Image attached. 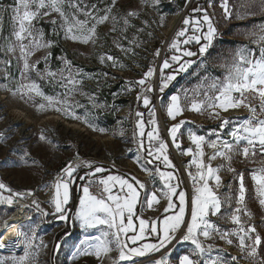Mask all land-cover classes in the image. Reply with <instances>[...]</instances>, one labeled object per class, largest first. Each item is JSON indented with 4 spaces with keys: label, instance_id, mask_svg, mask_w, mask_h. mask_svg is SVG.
I'll return each mask as SVG.
<instances>
[{
    "label": "snow or ice",
    "instance_id": "snow-or-ice-1",
    "mask_svg": "<svg viewBox=\"0 0 264 264\" xmlns=\"http://www.w3.org/2000/svg\"><path fill=\"white\" fill-rule=\"evenodd\" d=\"M103 7L98 4H85L83 0H12L9 5H4L0 0V28H2L5 17H8L12 24V32L9 37H4L0 32V41L6 44L5 51L15 54L19 51L17 59L22 61L21 80L14 88L9 89L12 95H19L25 102H31L37 112L54 110L61 113L65 118L81 121L93 131L105 133L107 130L93 123L86 116L77 113L76 108L81 107L79 101H75L73 96L78 91V86L82 83L78 79L82 74L77 71L72 72L71 61L66 56L60 58L64 64L59 73L53 72L45 67L41 71L38 65L41 60L32 62L30 57L39 49H48V53L42 57L45 65L51 57L50 49L55 45V41L46 40L44 33L35 28V21L41 17L58 16L51 19L54 27L53 35H59L61 32L66 40L83 45L91 44L95 47L101 39L98 32V26L103 25L109 20L112 22L110 31L121 32V37L114 40L115 46L125 55L132 53L131 47H125L121 40H125L130 45L139 47L138 38L133 36L131 39L126 35L129 28L133 27L132 18H139L136 11H128L126 14L117 15L114 9L117 6V0H101ZM145 6H150L159 10L161 0H141ZM211 2H210V5ZM220 7L224 12V18H232V9L229 7V0H221ZM258 10L264 13V0H247L245 11L236 15V19L243 20L246 17L254 16ZM193 13H203L202 16L185 17L182 21L184 27L175 32V35L167 47L174 53L169 59H165L159 68L161 93L169 87L170 82L176 79L181 72H187L194 61L184 60V57H193L198 53L191 51L187 46L195 42L199 46V54L203 56L213 45L217 29L213 24L212 18L208 12L200 7L192 9ZM166 12H160L159 23L163 26ZM83 17V18H81ZM122 22L123 27L117 28ZM155 20L149 22L143 21L144 27L136 31L144 32L150 28ZM206 27V31L204 30ZM191 30V34L189 31ZM151 37L153 33L147 32ZM255 37V43H259V52L255 49L242 47L235 54L231 64H226L227 74L221 80L217 78L211 84H201L194 89L183 88L180 92L183 96L173 94L166 108V115L169 119L175 121L183 112L191 110L194 113H203L209 111L210 116L220 118V112H228L230 109L244 107L250 113V116L235 126L229 135L232 141L221 139L219 133L217 138L211 141L206 140L204 135L196 131H188V140L193 147L183 150L185 156H190L191 161L186 169L193 185V194L190 198V213L186 212L189 207L187 192L181 188L182 181L174 171H162L155 167V175L159 177L162 187H155L149 191L144 182L135 177L126 178L121 174H111L103 165H95L91 162L82 161L73 165L69 163L61 171L62 175L54 181V194L51 195L52 211L42 209L41 205L32 200L31 204L41 212L45 219L51 215L54 217L50 223H64L71 220L73 223L79 221L83 229H94L98 226H104L105 230L100 231L99 235L85 234L82 239L75 243L71 258L77 260L81 257H93L97 264H144L143 259L152 255L166 253L169 246L175 241L190 242L194 247L191 254H185L179 257V264H228L224 256L219 254L220 250H215L217 254L213 255V246L207 247L201 240L211 238L214 234L229 245L233 244L232 237L238 240V247L241 255L231 256L230 259L235 264L238 259H246L249 264H264V256L260 255V250L264 248V236H262L254 225L245 226L241 213L251 218L252 213L247 210L245 205L247 188L243 173H238L232 167L231 161L234 155H241L245 159L255 157L258 153L264 156V25L259 26L258 30L248 33ZM14 38V42H13ZM183 38V39H181ZM27 41V43H25ZM164 43V42H162ZM161 49L157 48L154 55L159 56ZM101 64L111 62V67H125L116 57L105 52L98 56ZM5 64L10 67L11 60H6ZM173 65L177 68L172 74H165V69H171ZM67 71V75H65ZM35 72L41 79L48 78L49 82H56L59 75V83L65 89L62 93L55 95L46 94L40 85L30 78V73ZM156 74L155 68L149 66L143 76L135 82L142 92L137 93V101L143 102L145 108H149L150 119L147 125L151 130L145 132V121L143 113L137 111L135 132L133 142L138 144L135 162L141 170L153 175L151 165L154 162H162L165 169H175V165L169 158L168 144L161 139L157 121L155 119V109L152 107V101L148 93L155 91L153 77ZM105 76L108 73H104ZM7 79V74L5 75ZM208 78L205 76L204 78ZM130 84L132 82H129ZM132 89L129 88L128 91ZM86 95V93H81ZM36 98H39V102ZM258 101V103H254ZM95 106V105H94ZM187 121L180 120L173 123L168 128V135L172 144L179 150L181 144L178 142L177 134ZM229 123L228 119H222L220 129ZM117 135L116 132L113 133ZM123 137L124 132L118 133ZM145 136L147 137V147L145 146ZM6 137L0 135V142ZM39 139H47L40 135ZM243 142V147H241ZM205 146L211 148L212 154L207 156ZM131 151V149H129ZM140 153H144L146 159L142 161ZM29 156L24 152L21 159ZM220 158L227 162V170L238 176L239 187L235 193L236 208L231 210L230 220L235 229L221 230V228L211 220V217H217L222 213L224 204H229L233 199L231 189L229 194L223 198L219 194L222 186V177L219 174L224 165L213 167L211 161ZM14 163V162H9ZM114 166V165H113ZM195 167L196 172L191 171ZM82 171V175H76ZM108 173V174H105ZM82 181V195L73 218L67 205L70 202L71 186L75 181ZM251 180L254 182L259 206L264 209V167L252 170ZM97 185L101 190V195H95L91 191L93 185ZM114 189H118L114 192ZM7 191L8 196L0 194V203L11 207L17 200H22L33 195L31 190L16 192L0 183V192ZM143 194V195H142ZM161 197L166 201L161 216L155 219H145L138 214V205H144L149 210H155L161 202ZM178 201V203L176 202ZM142 211V208L139 210ZM171 213V214H169ZM190 215V218H189ZM138 221V228L136 225ZM14 225L8 224L0 228L4 231ZM23 235V255L12 257V264H32L34 255L33 249L40 246L46 247L41 241L40 245L34 243L37 232L34 227L31 235L27 233H18ZM70 234L65 233L55 244L54 251L58 253ZM154 238V242H148V237ZM7 247V244L0 237V249ZM115 253V255H113ZM196 257V258H193ZM0 264H7V261H0ZM149 264H169L167 255H160L159 259L150 260Z\"/></svg>",
    "mask_w": 264,
    "mask_h": 264
},
{
    "label": "rangeland",
    "instance_id": "rangeland-1",
    "mask_svg": "<svg viewBox=\"0 0 264 264\" xmlns=\"http://www.w3.org/2000/svg\"><path fill=\"white\" fill-rule=\"evenodd\" d=\"M169 0H161L159 10L150 6L142 4L141 0H117V6L114 12L117 15L126 14L128 11H136L139 13V18H132L133 27L129 28L126 35L129 39L133 36L138 38L139 47L128 44L127 41L121 40L125 47H131L135 55L129 53L125 55L119 48L115 46L114 40L121 37V32H112V22L109 20L103 25L98 26V32L101 39L98 44L93 47L91 44L83 45L80 43H74L66 40L61 32L62 45L69 48L73 54L74 61L82 63L88 66L101 65L98 56L100 53H109L116 57L119 62L123 63L125 67H114L115 72L123 77L125 85H129L134 88V106L131 109L123 107L119 111V117L112 127L106 128L105 133L93 131L85 123L70 118H65L61 113H57L54 110H46L43 112H37L36 108L31 102H25L19 95H12L9 89L14 88L21 80L22 61H19V51L10 54L5 51L6 44L4 41H0V135L6 137L5 140L0 142V183H4L7 187L16 192H23L25 188H30L36 196L34 198L42 209L52 211L50 203L51 195L54 194V181L55 176L58 173H62V169L72 163L73 165L79 164L82 161L91 162L95 165H103L108 168H112L118 173L124 175L126 178L135 177L136 179L144 182L149 190H154L155 187H162V183L159 177L155 175V167H159L162 171H174L182 181L181 188L187 192L189 207L186 212L190 213V198L193 194V185L190 178L184 174L187 173L186 169L190 164L191 157L185 156L183 150L189 147H193L188 140V131H196L200 135H204L206 140L211 141L217 138L218 132L221 139L232 141V137L229 133L232 129L240 124L244 119L250 116L247 109H230L228 112H220V118L209 115V111L203 113H194L191 110H185L183 114L175 121L169 119L166 115V108L170 102V97L173 94H180L183 88L194 89L201 84H211L217 78L221 80L227 74L228 68L226 64L230 65L235 58V54L242 47L248 49H255L257 54L259 52V43H255V37L248 35L250 31L258 30L259 26L264 25V13L253 9L256 14L254 16L246 17L243 20L236 19V15L245 11L247 0H229V7L232 9V18L225 19L224 12L220 7L221 0H206L205 7L209 16L212 18L213 24L217 29L216 37L213 45L209 48L208 52L201 56L199 54V46L193 42V45H197L198 49L192 44L187 45L191 51L198 53L193 57H184V60H192L194 63L187 70V72H181L176 76V79L170 82L169 87L166 88L162 94V97H158L159 84H160V72L159 68L163 64L165 59H169L173 54L179 55L180 53H174L170 51L166 45L171 42L175 32L183 28V19L193 16H202L203 13H193L191 15L184 14L174 29L172 35L169 37V29L171 25V19L174 15H178L181 11H171V6L168 4ZM85 4H98L103 7L101 0H83ZM211 2L212 6H209ZM4 5H9L12 0H2ZM166 12L168 15L165 17L163 26H160L159 17L160 12ZM59 19L56 14L52 17H41L40 20L35 21V28L39 27V23L42 20H47L49 27L59 28V24L54 26L51 23V19ZM83 18V17H81ZM148 20L153 23L150 28L144 32L137 33L138 28L144 27L143 21ZM123 27L122 22L117 25V28ZM206 31V27L204 29ZM151 31L153 35L149 37L147 32ZM4 37H9L12 32V24L8 17H5L2 28H0ZM191 34V30L189 31ZM168 39V42L167 40ZM183 39V38H181ZM14 42V38H13ZM164 42V43H162ZM27 43V41H25ZM183 46L182 47H187ZM161 49L160 55L155 56L156 49ZM165 48V49H164ZM164 49V51H163ZM47 49H39L34 52L30 57L32 62H35L45 56ZM6 60H11V66L8 67L5 64ZM106 64H111L108 62ZM142 65H145L142 67ZM151 66L156 69L158 66L157 75L153 77L155 91L148 93L151 99H153L152 107L155 109V119L157 121L159 133L161 139L168 144L169 158L175 165V169H165L162 162H154V165L149 167L153 170V175L150 176L145 171L141 170L139 165L135 162L134 157L137 155L138 144L133 142V136L135 132V123L137 111L143 113L145 121V132L151 130V127L147 125L149 117V108L143 106L142 100L137 106V93L142 92V89L135 84L139 80L148 67ZM111 67V66H109ZM113 68V67H112ZM177 66L173 65L171 69H165V74H172L176 70ZM79 69L76 68V72ZM80 72V71H79ZM7 74L8 78H5ZM205 76L208 78L205 80ZM58 78V77H57ZM80 79V77H78ZM102 79L106 80L107 76L102 74ZM57 79L56 82L46 84L49 89L48 95H55L65 91L61 87ZM129 82H132L131 84ZM86 88L81 83L78 86V91L75 92L73 99L79 101L81 107L76 108V111L81 116H86L92 120L93 123H98L97 112L104 113L107 108L103 107L101 103L89 100L88 98L82 100L86 95L81 93L86 92ZM39 102V98H36ZM95 105V106H94ZM161 116L164 127H161L157 110ZM222 119H228L229 123L220 129ZM180 120L187 121L183 125L180 132H178V142L181 144V149H177L173 144L170 136L168 135V128L173 123H178ZM123 130L124 135L121 137L118 133ZM116 132L117 135L113 133ZM43 133L46 140L41 141L40 135ZM145 146L147 147V137L145 136ZM243 147V142H241ZM131 149V151H129ZM27 151L29 156L25 159H21L24 152ZM204 151L206 153L205 162L207 163V156L212 154V149L205 146ZM142 161L146 159L144 153H140ZM14 162V163H9ZM213 167H219L224 165L220 171L222 177V186L219 189V194L223 198L229 194V189L233 194L231 206L224 204L222 213L217 217H211V220L216 223L221 230H233L235 225L231 223L230 215L231 210L236 208L235 193L239 187L238 176L227 170V162L217 158L211 161ZM114 165V166H113ZM233 168L238 173H243L245 177V185L247 188V195L245 205L249 212L252 213L251 218L241 213L242 220L245 226L254 225L257 231L264 236V209L259 206L257 193L255 190L254 182L251 180L252 170L264 167V156L259 153L253 158L249 157L245 159L241 155H234L231 161ZM106 168V169H108ZM193 173L196 172L195 167L191 168ZM81 171H78L76 175H82ZM0 194L8 196L7 191H2ZM29 198V197H27ZM22 199L21 201L26 200ZM31 198V196H30ZM29 198V199H30ZM33 200V199H32ZM162 211L166 206V201L161 197ZM178 203V201H176ZM79 204V201H78ZM77 204V207H78ZM31 210V220L22 223L19 227V233H27L31 235V230L35 227L37 237L34 241L36 245H40L41 241L46 247L40 246L33 249L34 255L32 257V264H97V261L93 257H81L77 260L71 258L73 251V245L83 238L85 234L99 235L100 231L105 230L104 226H98L94 229H83L79 221L73 223L71 220L66 225L64 223L56 224L50 223L54 217L49 215L46 219L31 203L28 205ZM76 207V209H77ZM75 211L72 217H75ZM13 205L9 207L7 204L0 203V228H2L8 219L13 215ZM171 214V213H169ZM190 218V215H189ZM67 229V233L70 235L67 238V243L63 245L58 253L54 251L56 241V234ZM4 231H0V237H4ZM65 234L62 235V237ZM233 244L229 245L222 241L218 235H213L209 239L201 237L202 242L207 247L213 246V255L217 254L215 250H220L219 254L224 256L228 261V264H233L230 257L240 256V250L238 247V240L236 237H232ZM7 247L0 249V261H7V264H12V257H18L23 255V235L15 240H5ZM193 245L190 242L175 241L169 246L166 253L152 255L143 259L144 264H149L150 260L159 259L160 255H167L169 258V264H179V257L185 254H191ZM115 255V253H113ZM260 255L264 256V248L260 250ZM196 258V257H193ZM105 264H108L106 261ZM203 264V261H201ZM235 264H249L246 259H238Z\"/></svg>",
    "mask_w": 264,
    "mask_h": 264
},
{
    "label": "trees",
    "instance_id": "trees-1",
    "mask_svg": "<svg viewBox=\"0 0 264 264\" xmlns=\"http://www.w3.org/2000/svg\"><path fill=\"white\" fill-rule=\"evenodd\" d=\"M187 2L188 0H169L168 4L171 6V11H182ZM205 2L206 0H192L185 14H193L192 9L196 7L204 8ZM37 29L44 33V38L46 40H53L56 42L55 45L50 49L51 57L48 61V64L45 65L42 61V58L39 59L41 60V63L38 65L39 69L43 71L45 67H48L51 71L59 73V71L65 67L60 58L66 56L67 59L71 61L73 74L76 73V68H78V71H80L82 74L80 79L87 89L85 92L87 94L86 98L84 96L82 100L88 98L89 100L101 103L103 107L107 108L104 113L97 112L99 114L97 115L98 123H96L98 126L105 129L112 127L119 117L120 109L123 107L131 109L134 106V88L130 87L129 85H125L123 77L119 75L118 72H115V69L117 68L109 67V64H101L96 66H88L82 63L78 64L77 61H74L71 50L62 45L60 36L61 33L58 36L53 35V29L49 27L47 20H42L41 23H39V27H37ZM192 46H195L196 49H198L197 45L192 44ZM48 51L49 50L47 49L46 54ZM144 66L145 65H142V67ZM104 73H108L106 80L102 79V74ZM64 74L67 75V71H65ZM57 77V79H59V75ZM30 78L35 80L45 93H49L50 90L47 89L46 84L49 83L50 85L51 82H49L48 78L41 79L35 72L30 73ZM129 88L132 90L128 91ZM162 94L163 93L159 92L158 97H162ZM151 101L153 103V99H151ZM136 103L138 106L140 101H137ZM104 167L108 168L107 166ZM108 170L112 173H118V171L110 167ZM81 173L83 172L81 171ZM82 183L84 182L77 180L71 186V198L69 204L67 205L71 214H73L77 207L81 194ZM65 233H67V229L59 231L56 234L55 240L58 241Z\"/></svg>",
    "mask_w": 264,
    "mask_h": 264
},
{
    "label": "bare ground",
    "instance_id": "bare-ground-1",
    "mask_svg": "<svg viewBox=\"0 0 264 264\" xmlns=\"http://www.w3.org/2000/svg\"><path fill=\"white\" fill-rule=\"evenodd\" d=\"M179 21H180L179 14L178 15H174L173 18L171 19V21H170L171 25H170V29H169V37L172 35V33H173L174 29L176 28V26H177ZM166 40L168 42V39H166ZM184 174L187 175V173H185V172H184ZM187 177L189 178L188 175H187ZM27 190H31V189L30 188H25L23 190V192L27 191ZM38 196H36L34 194V192H33V195L31 196V198L34 199L36 197L38 199H41V198H39L41 196H39V197ZM13 208H14L13 215L10 217V219L7 220V223L11 224V225H14V227L7 228L5 230V232H4V237L3 238L5 240L15 241L19 237V234H18L19 233V227H20L19 221L23 218V214H24V211H25L24 201L17 200L13 204Z\"/></svg>",
    "mask_w": 264,
    "mask_h": 264
},
{
    "label": "crops",
    "instance_id": "crops-1",
    "mask_svg": "<svg viewBox=\"0 0 264 264\" xmlns=\"http://www.w3.org/2000/svg\"><path fill=\"white\" fill-rule=\"evenodd\" d=\"M188 49H190L188 46H187ZM111 174H120V173H112L110 172ZM105 174H108V173H105ZM122 175V174H121ZM118 189H114V192H117ZM151 191V190H149ZM82 195V189H81V194H80V197ZM143 195V194H142ZM79 197V199H80ZM162 200L160 202V204L158 206H155V210H149L146 206V203L144 205H138L137 208H138V214H140L143 218L145 219H155L156 217L158 216H161L163 211H162ZM142 208V211H139L140 209ZM136 225H137V228H138V221L135 222ZM148 242H154V238L149 236L148 237ZM138 259V258H137Z\"/></svg>",
    "mask_w": 264,
    "mask_h": 264
},
{
    "label": "built area",
    "instance_id": "built-area-1",
    "mask_svg": "<svg viewBox=\"0 0 264 264\" xmlns=\"http://www.w3.org/2000/svg\"><path fill=\"white\" fill-rule=\"evenodd\" d=\"M254 103H258V101H254ZM241 108H244V107H240V108H238V109H241ZM244 109H246V108H244ZM60 175H62V173H58L56 176H55V180H57L58 178H59V176ZM91 191H92V193L93 194H95V195H101V190H100V188L97 186V185H93L92 187H91ZM30 198V197H29ZM27 198L26 200H24V207H25V211H24V214H23V218L19 221V223H20V225L22 224V223H26V222H28V221H30L31 220V216H32V214H31V210L29 209V204L31 203V201H32V198ZM34 200V199H33Z\"/></svg>",
    "mask_w": 264,
    "mask_h": 264
},
{
    "label": "water",
    "instance_id": "water-1",
    "mask_svg": "<svg viewBox=\"0 0 264 264\" xmlns=\"http://www.w3.org/2000/svg\"><path fill=\"white\" fill-rule=\"evenodd\" d=\"M192 0H188V2H187V4H186V6L184 7V9L181 11V13L179 14V18L181 19L182 17H183V15L185 14V12H186V10H187V8H188V6H189V4H190V2H191ZM166 43H165V48H166ZM164 48V49H165ZM164 49H163V51H164ZM156 74L155 75H157V72H158V66L156 67ZM155 81H156V78L154 79ZM156 110H157V106H156ZM157 115H158V118H159V121H160V124H161V127H164V124H163V122H162V119H161V116H160V114H159V112H158V110H157Z\"/></svg>",
    "mask_w": 264,
    "mask_h": 264
}]
</instances>
